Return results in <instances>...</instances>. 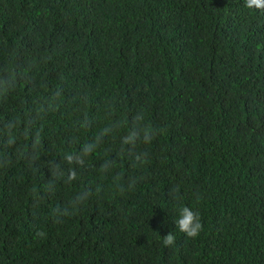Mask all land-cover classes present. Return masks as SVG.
I'll return each mask as SVG.
<instances>
[{
  "label": "trees",
  "instance_id": "trees-1",
  "mask_svg": "<svg viewBox=\"0 0 264 264\" xmlns=\"http://www.w3.org/2000/svg\"><path fill=\"white\" fill-rule=\"evenodd\" d=\"M0 264H264V11L0 0Z\"/></svg>",
  "mask_w": 264,
  "mask_h": 264
},
{
  "label": "clouds",
  "instance_id": "clouds-1",
  "mask_svg": "<svg viewBox=\"0 0 264 264\" xmlns=\"http://www.w3.org/2000/svg\"><path fill=\"white\" fill-rule=\"evenodd\" d=\"M245 6L257 11H264V0H245ZM176 228L179 232L185 234L190 239H195L203 230L200 215L187 206H182L178 210V218L175 221ZM175 236L172 232L163 237L165 246H173Z\"/></svg>",
  "mask_w": 264,
  "mask_h": 264
}]
</instances>
